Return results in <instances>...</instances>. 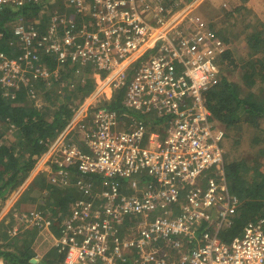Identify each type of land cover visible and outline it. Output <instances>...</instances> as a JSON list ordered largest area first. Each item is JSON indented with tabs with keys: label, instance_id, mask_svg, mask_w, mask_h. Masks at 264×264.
I'll use <instances>...</instances> for the list:
<instances>
[{
	"label": "built area",
	"instance_id": "obj_1",
	"mask_svg": "<svg viewBox=\"0 0 264 264\" xmlns=\"http://www.w3.org/2000/svg\"><path fill=\"white\" fill-rule=\"evenodd\" d=\"M53 1L0 0V10L29 2L41 10ZM174 1L66 0L74 14L94 15L100 31L92 37L83 24L55 13L54 37L19 17L12 36L18 53L0 51L6 93L58 75L39 61L45 52L60 63L105 61L107 75L112 55L122 59L108 83L126 88L127 109H83L50 150L51 180L80 194L58 239L66 264H264V216L230 241L219 235L235 221L241 200L229 187L224 129L206 105L215 58L194 37L167 28ZM87 117L93 128L79 125ZM75 127L83 132L78 144L67 138Z\"/></svg>",
	"mask_w": 264,
	"mask_h": 264
},
{
	"label": "trees",
	"instance_id": "obj_2",
	"mask_svg": "<svg viewBox=\"0 0 264 264\" xmlns=\"http://www.w3.org/2000/svg\"><path fill=\"white\" fill-rule=\"evenodd\" d=\"M91 1L87 0V2ZM39 10L40 6L32 2L20 6L6 5L0 10V51L10 52L9 39H13L14 36L10 22L13 20L23 18L27 22L33 21V25L44 31L45 21L40 17ZM233 11L235 10L231 12ZM232 14L228 12V16ZM75 16L78 17L76 14ZM218 34L221 35V31ZM254 36L256 37L255 34L252 35ZM253 47L258 48L259 44L255 43ZM42 54L39 58L41 63L50 70L56 67L58 69L57 76L51 73L50 76L34 82L37 91L47 83L51 84L43 90L47 102L39 105L30 98L33 79H30V86L22 85L15 93L10 90V93H6L8 89L0 85V205L26 181L52 141L66 127L86 97L96 88L93 78H87L82 82L77 81L75 77L80 66L85 65L91 69L90 61L81 58L72 60L70 57L60 63L53 52ZM222 55L230 59L231 51L224 50ZM140 61L134 64V68ZM229 62L235 60L230 59ZM258 65L261 72L256 71ZM245 67H247L245 78L249 80L248 84L251 86L249 92L245 93L236 83L223 77L220 83L206 93L207 108L212 119L224 129L225 136H228V132L244 114L252 115L253 121L264 117V58L249 61ZM134 68L129 72L132 73ZM258 78L262 84L260 91L257 92L255 88ZM125 93V87L117 88L111 97L103 100L104 105L118 111L127 109L124 102ZM11 133L12 139L8 137ZM260 154L264 157V146L260 149ZM245 161L229 159L225 153L229 187L239 196L241 204L235 221L223 226L219 232L224 241H230L239 235L249 220H257L264 216L263 165L261 166L260 162L251 165ZM27 187L28 190L37 191L38 198H33L32 202L37 201L39 209L45 211L49 224L46 226H44L45 222L41 226L32 224L15 235H8L7 225L4 220L1 221L0 258L3 259V264H66L64 260L66 248L58 243V239L64 220L72 212L80 197L79 190L75 185L66 187L56 185L46 171L38 173ZM40 245L43 249H40ZM41 251H44L42 256H40Z\"/></svg>",
	"mask_w": 264,
	"mask_h": 264
},
{
	"label": "rangeland",
	"instance_id": "obj_3",
	"mask_svg": "<svg viewBox=\"0 0 264 264\" xmlns=\"http://www.w3.org/2000/svg\"><path fill=\"white\" fill-rule=\"evenodd\" d=\"M172 8L173 10L169 17L170 21L167 24L170 32L177 36L189 35L190 37H194L199 42L205 55L215 58L216 83L213 86L220 83L223 77H225L224 79L233 81L240 86L245 93L249 92L251 86L248 84L249 80L245 78V72L247 71V67L245 66H247L249 61L264 58V0H176L173 2ZM232 10L235 11L231 12ZM228 12L230 14L233 13L232 16H228ZM38 13L45 21L44 30L50 36H54L53 34L55 33V31H52L50 25L52 16L55 13L64 15L69 21L73 20L75 23L83 24L86 33H90L92 37L96 34V31H100L96 27L97 22L94 15L92 16L91 13H87L83 17H76L70 10V6L66 0L53 1L39 10ZM23 21L28 24L34 23L33 21ZM17 22L18 20L11 21V27L13 28ZM107 25L110 27L111 23L108 22ZM219 31H221V35L218 34ZM253 34L256 37L258 36V38L252 37ZM58 35L60 34L58 33ZM65 37L67 39V36ZM9 42H12V44L10 43L11 53L17 54V40L9 39ZM253 43L259 44V47L254 48ZM227 49L231 51L230 59H234L235 62H229L230 59L224 58L222 55L223 51ZM119 58L112 55L111 59L106 62L107 66H111L112 68L113 73L111 75H109L110 73L107 75L108 70H105L106 68L102 69L103 65L101 64H104L105 61L94 64L90 60L92 64L91 69L85 65L78 68L75 75L76 80L83 82L87 78H93L96 88L86 97L75 115H73L76 117L71 118L72 120L82 117L81 113L83 109L93 110L96 107L103 106V100L113 95L116 89H113L114 86L112 87L108 83V80H112L120 70V65L117 64L118 62L122 64L120 63L122 59L119 60ZM124 61L127 63L129 60ZM259 68L260 66L258 65L256 71H260ZM258 79H256L258 84L255 88L257 92L260 91V85L262 84L260 78ZM34 82L36 81L32 83L33 88L30 98L39 105L47 102L45 98L46 93L43 90L51 84L47 83L44 87L38 88L37 91ZM88 119L90 117L83 119L79 125H86L88 123L87 127L93 128L94 126L90 125V121L87 122ZM253 120V116L250 114L242 115L235 127L228 132V136H224L223 146L229 159L246 160L245 162L251 165L255 162H260L264 168V157L260 154V149L264 146V117H259L255 121ZM82 133L81 129L75 127L67 138L71 143L78 144L81 141L80 137ZM12 136V133L8 135L11 139ZM58 137L59 135L56 138L58 139ZM57 139L52 141L47 151L40 157L26 181L14 190L3 204L0 205V222L5 221L8 235H15L18 231L26 229L32 224L40 225V222L46 219L45 211L39 209L37 201L32 202L33 198H38L37 191L33 189L28 190L27 186L37 177L38 173L46 171L50 175L49 171L56 169L52 161L55 155H53V152L51 154L50 150L56 144ZM83 147L86 152H89L87 145L83 144ZM40 249H43L42 245H40ZM43 253L44 251H41L40 256Z\"/></svg>",
	"mask_w": 264,
	"mask_h": 264
},
{
	"label": "crops",
	"instance_id": "obj_4",
	"mask_svg": "<svg viewBox=\"0 0 264 264\" xmlns=\"http://www.w3.org/2000/svg\"><path fill=\"white\" fill-rule=\"evenodd\" d=\"M110 96H111V95H110ZM0 260H1V264H3V259L0 258Z\"/></svg>",
	"mask_w": 264,
	"mask_h": 264
}]
</instances>
